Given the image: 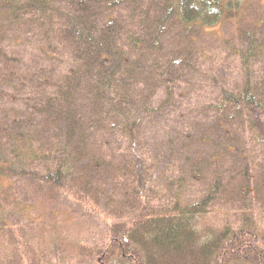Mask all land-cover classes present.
Segmentation results:
<instances>
[{
  "label": "trees",
  "instance_id": "16d2710c",
  "mask_svg": "<svg viewBox=\"0 0 264 264\" xmlns=\"http://www.w3.org/2000/svg\"><path fill=\"white\" fill-rule=\"evenodd\" d=\"M21 184L105 223L83 264H264V0H0L1 239Z\"/></svg>",
  "mask_w": 264,
  "mask_h": 264
},
{
  "label": "rangeland",
  "instance_id": "374dc122",
  "mask_svg": "<svg viewBox=\"0 0 264 264\" xmlns=\"http://www.w3.org/2000/svg\"><path fill=\"white\" fill-rule=\"evenodd\" d=\"M227 72L228 70L222 69L218 73L223 75ZM194 87L196 90H200L199 95L202 97L204 89L200 86ZM174 123L183 124V121L177 120L175 116ZM154 124L155 128L148 132L147 139H153L157 146L158 143L166 142L167 131L170 129L167 126L172 124V122L170 120H164V122L156 120ZM197 135H199V132L194 131L189 136L198 143ZM174 142H178L177 138ZM151 146L153 144L148 147ZM205 150L208 149L205 148ZM197 157L206 156L204 152H201ZM5 187L2 188V191H5V194H12V188L6 190L4 189ZM201 189L202 187L194 182L185 187L189 198ZM25 190L26 186L21 184L19 190V194H23L21 200L29 201L24 202L28 205V214H25L28 217L24 218L25 216L22 214L17 216L13 214L6 215V219H13V222L16 221L15 227L18 230L3 235L6 236L5 239L3 236L2 239L0 237V255L2 251V254L6 255L4 259L8 260L11 255L20 249L28 254L29 257H32L33 262H37V256L38 260L43 264H83L79 251L74 252L75 248L82 245L95 244L99 237L107 231L105 223L94 211L78 202L72 195H62L63 193L59 195V193L54 192L53 198L45 199V197H42L43 199L38 200L37 197L29 196L25 193ZM24 194H26V197H23ZM159 194L161 195V192ZM256 207L261 217H264V208ZM14 234H18L17 239ZM1 235L2 232H0ZM58 252L63 253V255H57L56 253ZM56 255L59 260L54 262Z\"/></svg>",
  "mask_w": 264,
  "mask_h": 264
}]
</instances>
